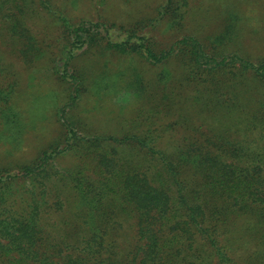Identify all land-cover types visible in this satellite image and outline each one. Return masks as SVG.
Segmentation results:
<instances>
[{"label":"trees","instance_id":"obj_1","mask_svg":"<svg viewBox=\"0 0 264 264\" xmlns=\"http://www.w3.org/2000/svg\"><path fill=\"white\" fill-rule=\"evenodd\" d=\"M35 3L0 0L2 31L24 61L39 55L22 23ZM186 5L163 0L157 18L118 30L54 14L64 60L48 71L72 88L55 109L57 136L29 162L0 166V256L12 264H264V54L230 51L238 37L225 35L214 53L190 35L161 47L147 26L180 27ZM92 47L162 66L146 85L132 69L130 86L153 109L120 134L93 133L75 112L86 87L73 62ZM10 76L0 84V128L19 131ZM175 83L183 92L169 97ZM63 158L73 162L58 165Z\"/></svg>","mask_w":264,"mask_h":264},{"label":"rangeland","instance_id":"obj_2","mask_svg":"<svg viewBox=\"0 0 264 264\" xmlns=\"http://www.w3.org/2000/svg\"><path fill=\"white\" fill-rule=\"evenodd\" d=\"M44 5L35 0L33 13L23 16L25 25L38 50L37 57L24 61L16 55L18 47L9 43L5 37L3 19L0 17V84L17 79L14 94V108L19 114L21 127L14 131L0 128V166H14L27 163L58 134V123L54 117L55 109L66 101L68 88L48 71L55 60L60 69L63 58L58 48L62 44L61 27L55 15L62 14L73 24L83 21L101 23L106 26L132 28L138 20L157 18L156 12L163 0H44ZM185 1L184 20L180 27L171 29L167 22L147 26L149 36L161 47L170 45L181 36L190 35L201 41L210 53L218 52V38L225 35L237 43L235 52L250 58L264 54V1L263 0H179ZM55 14V15H54ZM155 20L153 21V23ZM233 24V31L226 33V27ZM115 28V29H116ZM114 29V28H113ZM224 30V31H223ZM221 38V37H220ZM221 41V39H220ZM67 52V49L65 50ZM65 52L63 55H65ZM73 69L83 78L86 92L83 94L76 115L93 133L120 134L126 131L130 122L139 123L151 115L153 103L147 97L141 100L137 90L131 87L135 78L132 69L142 73V81H153L162 66H149L138 57L123 56L101 50L98 47L77 51ZM176 59L168 65L170 72L176 68ZM9 68H8V67ZM6 67V69H5ZM174 68V70H173ZM11 71L10 74H7ZM178 73L174 71V75ZM169 85V84H168ZM169 97L178 96L183 89L179 84L169 85L166 90ZM182 101V99H181ZM136 118V119H135ZM73 162L68 158L58 161V165L67 166ZM21 184V183H20ZM59 221V215H53ZM128 233L132 229L125 226ZM126 237L119 241L120 246L127 245ZM128 239H130L128 237ZM0 264H12L6 257L0 256Z\"/></svg>","mask_w":264,"mask_h":264}]
</instances>
